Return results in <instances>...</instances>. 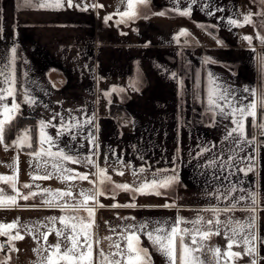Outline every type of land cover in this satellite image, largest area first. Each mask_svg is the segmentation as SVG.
Segmentation results:
<instances>
[{
    "label": "crops",
    "instance_id": "0c3cea01",
    "mask_svg": "<svg viewBox=\"0 0 264 264\" xmlns=\"http://www.w3.org/2000/svg\"><path fill=\"white\" fill-rule=\"evenodd\" d=\"M93 1L103 4L102 0ZM37 2L32 0V5ZM205 2L198 0L192 6V14L184 17L171 11L174 0H151V7L142 10V18L130 24L117 25L115 21L119 19L118 16L107 23L104 17L118 10L123 11L124 5L119 2L103 4V8H114L101 11L102 20L99 21L96 10L81 11L75 7L68 8L67 5L60 10L40 9L25 6V0H0V70L15 76L16 102L21 105L17 116L34 118L37 133L39 121L51 120L54 113H60L67 119L71 110L70 115L81 120L84 118L83 113L89 116L94 113L98 130L92 125H82L81 130L75 133V140L65 133L56 143L61 148L70 145L80 156H86L90 148V141L86 137L90 132L93 133L99 145L95 159L100 167H107L108 175L116 184L138 181L132 175V170L141 166H150L145 175L157 169L177 168L179 183L162 190L164 194L155 196L157 203L153 205L111 207L116 203H135L131 192H118L115 198H121V201L109 198L110 201L107 199L103 203V196L99 197V202L105 207L96 210V229L99 234L97 238L101 241L98 247L103 248L105 253L110 251V242L104 237L111 236L116 241V233L126 224L149 222L151 227L156 221L173 223L177 218L191 221L198 213L208 218L210 213L201 210L213 206L224 207L228 201L217 199L211 194L218 190L223 192L230 182L236 184L238 189H245L247 194H256V234L264 236V140L261 139L264 134L261 129L256 130L257 127L253 126L249 118L255 131V141L245 146L239 155L255 157L251 161L253 172L245 175L236 171V167L220 168V162L233 152L231 141L224 137L234 125L230 118L213 112L207 102L208 73L216 78L217 83L234 90L237 100L253 98L244 91L245 88L250 91L255 89L257 93L264 88V72L259 62V57L264 56V45L256 39L249 45L243 39L246 35H253L250 25L235 28L227 24L229 16L242 19V14L247 13L243 0H221L219 4L224 12H216L209 18L210 22L218 26L217 38L207 39L200 27L209 10H201ZM74 3H87V0H74ZM186 6V0H181L179 7L183 9ZM212 7L215 8L213 4ZM161 11L167 14L153 15ZM144 16L148 18L144 19ZM220 16L225 19L218 20ZM181 29H187L190 36L197 40L199 46L194 47L192 53L186 52L184 46L175 39ZM14 47L16 54L13 60L11 49ZM209 57L228 62L230 67L207 63ZM172 73L176 74V78H173ZM133 84L139 90H133ZM0 87H6L3 77H0ZM113 87L126 91L112 92ZM106 92H111V95H105ZM26 95L33 97L36 103L27 104ZM7 102L10 104L11 98ZM117 105L122 111L121 115L112 111L113 106ZM52 123L56 127H48L46 131L56 137L60 131L59 118ZM23 128L31 130L30 126ZM11 142L7 148L0 144V175H13L15 158L19 153L17 188L21 193L44 188H67L66 183L55 177L33 181L32 176L44 175V169L35 168L36 161L28 155L31 150H25L26 146L24 149L16 148ZM204 148L210 151L198 156L197 153ZM118 158L130 167L124 168L117 163ZM212 161L215 163H210ZM248 163L247 160L244 163L237 162L240 168H246ZM67 166L79 172H96L94 167L86 164L69 163ZM114 169L123 170L125 174L120 176ZM48 170L51 171L50 168ZM114 176L118 180L113 179ZM26 183L33 187L23 188L22 185ZM88 183L76 181L73 192L88 189ZM5 184L0 181V189L6 195H14L10 186ZM37 184L40 189L36 188ZM104 192L112 197L113 183ZM128 193L130 196H127ZM243 194L239 191L235 193ZM39 196L27 201L18 197L19 205L26 209L45 207L42 201L41 205L33 201ZM173 202L176 207H162ZM249 206L250 200H245L237 207L241 209ZM231 215L243 221L251 213L237 210ZM122 217H135V220H123ZM224 218L221 215L220 219ZM111 229H115V232ZM141 240L142 246L147 247L152 254L153 264H166L165 258L150 247L145 237L141 236ZM48 244L54 242L48 238ZM208 244L224 251L226 241L222 235L213 236ZM38 246L33 239L24 244L23 251L29 254L30 262L22 263L39 264L41 256L34 255L37 253L34 249ZM242 248L234 246L233 251ZM257 248L259 256L264 257V246L258 244ZM202 258L206 264L210 259L208 254ZM18 260L23 261L21 258ZM248 260L245 256L236 264H248ZM259 264H264V260H260Z\"/></svg>",
    "mask_w": 264,
    "mask_h": 264
},
{
    "label": "snow or ice",
    "instance_id": "6c2138e0",
    "mask_svg": "<svg viewBox=\"0 0 264 264\" xmlns=\"http://www.w3.org/2000/svg\"><path fill=\"white\" fill-rule=\"evenodd\" d=\"M124 5L123 11H116L104 17L105 22L112 20L114 16H118L115 22L117 25L128 24L131 21L140 19L141 12L145 8L151 7V0H121ZM181 0H174V6L171 9L177 15L188 17L192 14V6L198 3V0H186L187 6L181 9L179 7ZM260 4L264 5V0H260ZM67 5L68 8H77L81 11H88L89 8H103V4L99 3H74V0H38L37 4L32 5V0H25V6L38 7L40 9H54L60 10ZM209 9L206 14L214 16L216 12H223L222 8H213L210 0H206L201 5V10ZM165 11L153 13V15L165 16ZM259 16L260 31L255 36L246 35L243 37L249 45L253 44L256 39L261 45H264V8L257 13L248 12L242 14L241 18H227V24L232 27H244L245 25L255 26L256 22L253 16ZM147 19V16L143 17ZM218 20H224L225 17L220 16ZM200 27H211L215 29L216 25H204ZM231 30V28H229ZM2 31V29H0ZM125 34L126 33H122ZM191 34L187 29L181 31L175 37L179 42L180 37H187ZM222 44V41H217ZM13 60L15 59L16 48L11 49ZM207 63H215L212 58H207ZM261 71L264 72V56L259 57ZM173 78L176 74L172 73ZM0 77H3V83L6 87H0V144L5 148L9 147L5 141L6 129L12 124L19 114L21 105L16 102V81L13 73L5 74L0 70ZM209 87L207 94V102L213 112H219L221 116L230 118L232 124L230 130L226 132L225 140L231 141L233 145V152L222 160L219 164L220 168L236 167V171L242 172L245 175L248 172L254 171V165L251 161L255 160L252 155L240 156L239 152H243L245 146L253 144L255 137L249 138L247 133V122L251 118L253 126L262 130L264 134V88L257 90H249L245 88V92H249L253 97L248 100V97H243L237 100L234 90L224 87L217 83L216 78L211 73H208ZM133 90H139L135 84L132 85ZM126 89L113 87L112 92H124ZM105 95L110 96L111 92H106ZM11 98V103L7 101ZM248 100L247 103L244 101ZM25 102L27 104H35L36 100L26 95ZM258 110L260 115V122L257 123ZM66 119L60 113H54L51 120H40L37 126L36 133V147L33 148V138L30 129H24L11 144L12 146L23 149L25 146L33 148V151L28 155L36 161V169H44V175H33L32 180H49L56 178L68 186L66 189H40V185H35L39 191H30L23 194L17 188L18 181V160L19 153L15 158L16 168L12 176L0 175V181L7 183L14 191V195H6L3 189H0V208L19 207V199L25 201L30 198H35L37 195L44 197L42 203L48 208L60 209L63 213L59 217H48V224L38 223L36 226L24 225V232L31 235L33 240L37 241L39 245L35 252L40 254L41 260L39 264H153L152 254L147 247H143L141 236L145 237L154 248L156 252L165 258L166 264H206L202 258L208 254L210 259L207 264H236V261L243 260L245 256L249 258L248 264H259L264 257L259 256L257 245L264 246V236H257L256 234V194L253 192L247 194L245 189H238L236 184L229 183L223 192L217 191L211 195L217 199L228 201L224 207L213 206L207 209H202L201 212L210 213L208 218L197 214L196 218L191 221H185L183 218H177L173 223L156 221L150 227L149 222L130 223L126 224L123 229L116 233L118 239L112 240L111 236L104 237L109 241L108 253H105L103 248L98 247L101 243L100 239L96 237V219L95 213L97 208H103L105 205L99 202V197L104 196L105 192L102 190L105 183H113L112 198L120 191L131 192L135 195H163L162 190L169 189L179 183V176L177 168L157 169L149 172L150 166H141L138 169L132 170V175L138 178V183L135 185L128 183L116 184L112 182V178L108 175L107 167H100L95 157L98 156L99 145L96 136L89 133L86 137L90 141L89 153L86 156H80L76 153L70 145L64 148L59 147L56 143L58 138L65 133L72 139H76L82 125H92L98 130V125L95 124V114L89 116L83 113V120L78 117L70 115ZM227 113V114H226ZM59 118L60 131L56 137L49 135L46 131L48 127H56L52 121ZM82 147V145H81ZM55 149V150H54ZM210 149L204 148L197 153L198 156L203 155L204 152ZM115 155V152H113ZM107 160V157H105ZM143 159V157H141ZM249 161L246 168L238 167L237 162L244 163ZM79 165L86 164L94 167L96 172L89 174L88 172H79L76 169L68 167V164ZM117 163L124 168L130 167L124 165L121 158L117 159ZM210 163H215L212 161ZM51 169L49 171L48 169ZM117 174L123 176V170H115ZM231 174V173H230ZM227 179V177H224ZM76 181H88L93 185L90 189H80L78 192H73ZM23 188H32V184H23ZM245 193L243 195H235L237 192ZM250 200V206L247 208L238 209L241 201ZM135 203L128 204H113L111 207H136ZM162 207H176L175 203L165 204ZM237 210L250 212L251 215L246 220L235 219L232 213ZM81 212L86 215H81ZM221 215L224 219L221 220ZM123 220H135V217H122ZM57 223L61 226L56 227ZM107 223V222H106ZM182 224H190V227H181ZM50 225V226H49ZM19 221L11 223H0V236L7 237V242L0 244V252L6 248L8 252H19L15 248L14 241L23 240L24 235L19 230ZM45 228L46 231L41 232L40 229ZM12 230H15L13 234ZM115 232V229H111ZM37 233L39 235H37ZM55 234L57 242L55 244H48V236ZM223 236L226 241L225 250L222 251L218 246H210L208 241L213 236ZM63 242V247H62ZM123 244V246H121ZM242 250L233 251V247ZM114 249V250H112ZM7 255V253H5ZM7 259L11 260V256L7 255ZM0 264H5V261L0 260Z\"/></svg>",
    "mask_w": 264,
    "mask_h": 264
},
{
    "label": "rangeland",
    "instance_id": "374dc122",
    "mask_svg": "<svg viewBox=\"0 0 264 264\" xmlns=\"http://www.w3.org/2000/svg\"><path fill=\"white\" fill-rule=\"evenodd\" d=\"M108 2L110 4H115L116 2L121 3V0H102V3L104 5H107ZM87 3L91 4V3H94V1L93 0H87ZM112 8H114V7L106 6L105 8H102V10H101V8H89V9L97 11L98 20L100 21V20H102L101 11L112 9ZM252 10L254 12H256L258 10L261 11L262 9L258 8L257 6H254V7H252ZM260 20H261V18L259 16H255L254 15V21L256 22V24L260 25ZM205 35H206L207 39H210V36H208L207 34H205ZM122 38H124V36ZM24 129L25 128H21L20 133ZM115 178H116V176H114L113 179H115ZM115 180H118V178L115 179ZM136 183H138V181H133L132 185H135ZM111 185H112V183H107L106 182L105 185L103 186V191H105V188L107 186H111ZM5 186H7V184H5ZM92 187H93V185L88 183V189H90ZM122 196H123V194H122ZM127 196H130V193H128ZM155 196L156 195H135L134 201H135V204H137V205H141V204L153 205L154 203H157V198H155ZM109 198L112 201H115V199H116V201H121V198H120V200H117L118 198L112 199V197H110L108 195V193L105 192V195L103 196V203H104V201H108L107 199H109ZM43 199H44V197H42L40 195L37 200H33V201L38 203L39 205H41L40 202ZM110 199H109V201H110ZM18 203H19V201H18ZM62 214L63 213L61 212L60 209L48 208L46 206L45 207L34 208V209L33 208L32 209H28V208L26 209V208H22V207L21 208L17 207V208L0 209V223H11L13 221H17L18 220L19 221V226H20L19 230H20L21 234L25 236V238H24L25 241L24 240L23 241H19L18 240V241H14L13 242V244L15 246H17V248L19 249V252H15V251L9 252L8 255L11 256V260H8L7 256L3 257L2 259L0 258V260L5 261V264H24L22 262H26V263L30 262V257L28 256L29 254H25L24 253L23 246L28 240H32L33 238H32L31 235L25 234L23 226L24 225L36 226L38 223H40V224H48V220H47L48 217H53V216L59 217ZM81 215H86V213L81 212ZM60 226L61 225L59 223H57L56 227L59 228ZM40 231L43 232V231H46V229L45 228H41ZM94 231L96 233V237L99 236L98 231H97L96 228H95ZM12 232H13V234H15V230H12ZM37 235H39V234L37 233ZM48 238L51 239L54 242V244L57 242V237L55 236L54 233L49 235ZM62 247H63V242H62ZM36 254L40 256V254L34 253V255H36ZM18 258L19 259L20 258L23 259V261L18 260ZM20 261H21V263H19Z\"/></svg>",
    "mask_w": 264,
    "mask_h": 264
},
{
    "label": "flooded vegetation",
    "instance_id": "af4514ba",
    "mask_svg": "<svg viewBox=\"0 0 264 264\" xmlns=\"http://www.w3.org/2000/svg\"><path fill=\"white\" fill-rule=\"evenodd\" d=\"M244 3H245V6H246V9H247V13L248 12H252V13H257L258 11L254 12L252 10V7L254 6H257L258 8L262 9L264 8V5H261L260 4V0H243ZM210 2L214 5L215 8H222L220 6V2L221 0H210ZM256 8V7H255ZM223 9V8H222ZM192 12H193V9H192ZM219 12V11H218ZM224 12V11H223ZM223 12H219V13H223ZM209 18H211V16H206V20L202 23V24H206V23H210V24H213L215 25L214 23L210 22ZM253 20H254V16H253ZM130 24V22L128 23ZM217 26V25H216ZM236 28V27H235ZM201 29L205 32V34H207L208 36H210V38L214 39V38H217V35H218V32H217V35L216 36H213L211 35L205 28H202ZM250 29L253 31V36H255V34L260 31V25L258 24H255V26L253 25H250ZM217 31H218V26H217ZM261 34H264V32H262ZM255 40V39H254ZM183 41V42H182ZM179 42L184 46L186 52L188 53H192L196 46H199L198 43H197V40L192 37V36H187V37H180L179 39ZM255 42V41H254ZM187 43H190V45H187ZM195 47V48H194ZM263 52H264V49H263ZM215 63H218V64H222L223 66L225 67H230L229 63L228 62H225V61H218V60H214ZM232 69V68H231ZM257 131H260V129H256ZM7 242V237H3V236H0V244L2 243H6ZM15 248H17V246H15ZM18 249V248H17ZM5 253H7L8 255V251H7V248L3 251V252H0V258L2 259L3 257L7 256Z\"/></svg>",
    "mask_w": 264,
    "mask_h": 264
},
{
    "label": "trees",
    "instance_id": "16d2710c",
    "mask_svg": "<svg viewBox=\"0 0 264 264\" xmlns=\"http://www.w3.org/2000/svg\"><path fill=\"white\" fill-rule=\"evenodd\" d=\"M119 105L113 106L112 111L115 112L118 110ZM25 126L31 127V134L33 138V148H35L36 145V121L34 118L30 117H24V116H17L16 119L12 122V124L6 129L5 132V143L8 144L11 141H13L16 138V134L19 128H23ZM247 133L248 136H254L255 131L253 127L251 126L250 121H248L247 125ZM264 140V136L261 138ZM33 148L25 147V150H31L33 151ZM24 149V148H23Z\"/></svg>",
    "mask_w": 264,
    "mask_h": 264
},
{
    "label": "water",
    "instance_id": "95a60500",
    "mask_svg": "<svg viewBox=\"0 0 264 264\" xmlns=\"http://www.w3.org/2000/svg\"><path fill=\"white\" fill-rule=\"evenodd\" d=\"M204 25H208V26H211V25H213V24H210V23H206V24H204ZM211 35H213V36H216L217 35V27L215 28V29H212L211 27H207V28H205ZM183 42V41H182Z\"/></svg>",
    "mask_w": 264,
    "mask_h": 264
},
{
    "label": "built area",
    "instance_id": "2783aa9c",
    "mask_svg": "<svg viewBox=\"0 0 264 264\" xmlns=\"http://www.w3.org/2000/svg\"><path fill=\"white\" fill-rule=\"evenodd\" d=\"M117 113H118L119 115H121V114H122V111H121L120 109H118V110H117ZM258 129H259V128H258ZM20 130H21V128L18 129V131H17V135L20 134Z\"/></svg>",
    "mask_w": 264,
    "mask_h": 264
}]
</instances>
